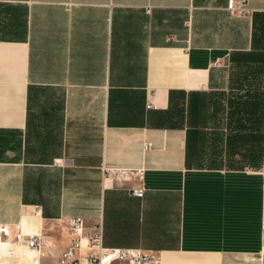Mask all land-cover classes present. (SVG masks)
Masks as SVG:
<instances>
[{"label":"crops","instance_id":"0c3cea01","mask_svg":"<svg viewBox=\"0 0 264 264\" xmlns=\"http://www.w3.org/2000/svg\"><path fill=\"white\" fill-rule=\"evenodd\" d=\"M228 1L0 0V225L53 240L6 264H59L76 217L162 264H264V0Z\"/></svg>","mask_w":264,"mask_h":264},{"label":"built area","instance_id":"2783aa9c","mask_svg":"<svg viewBox=\"0 0 264 264\" xmlns=\"http://www.w3.org/2000/svg\"><path fill=\"white\" fill-rule=\"evenodd\" d=\"M227 8L230 13L245 14L249 10L243 1L229 0ZM148 146V144H147ZM109 177L115 178L118 182H130L131 178L141 180L142 171H135V174L126 170H106ZM144 187H130L132 195L142 198ZM264 193V190H262ZM262 209H264V194H262ZM264 211V210H262ZM85 219L76 217L63 222V228L68 234V244L59 255V264H162L158 252L142 248H106L102 245V223L96 222L89 230H86ZM22 244L37 254L45 247L52 244L51 238L45 239L42 233L27 232L20 224L10 233L7 226L0 225V252L1 244L11 242ZM47 242V243H46ZM46 245V246H45ZM0 264H6L1 260Z\"/></svg>","mask_w":264,"mask_h":264},{"label":"rangeland","instance_id":"374dc122","mask_svg":"<svg viewBox=\"0 0 264 264\" xmlns=\"http://www.w3.org/2000/svg\"><path fill=\"white\" fill-rule=\"evenodd\" d=\"M39 231V229L37 230ZM10 245L15 247V253H13L12 255H6V256H1L3 257V261H5L6 263H12L14 260H19L18 259V255H16L17 253H23V252H30L31 249L27 248L26 246L22 245V244H17L15 242H11Z\"/></svg>","mask_w":264,"mask_h":264},{"label":"bare ground","instance_id":"6f19581e","mask_svg":"<svg viewBox=\"0 0 264 264\" xmlns=\"http://www.w3.org/2000/svg\"><path fill=\"white\" fill-rule=\"evenodd\" d=\"M5 246V243L1 244V248L3 249V247ZM31 251V250H30ZM8 252H10V250L8 249ZM34 252V251H32ZM36 253V252H35Z\"/></svg>","mask_w":264,"mask_h":264}]
</instances>
